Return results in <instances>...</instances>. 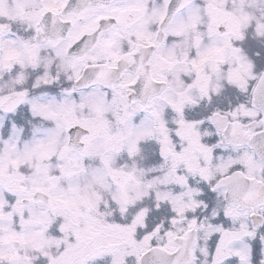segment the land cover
Segmentation results:
<instances>
[{
	"label": "snow or ice",
	"instance_id": "obj_1",
	"mask_svg": "<svg viewBox=\"0 0 264 264\" xmlns=\"http://www.w3.org/2000/svg\"><path fill=\"white\" fill-rule=\"evenodd\" d=\"M0 264H264V0H0Z\"/></svg>",
	"mask_w": 264,
	"mask_h": 264
}]
</instances>
